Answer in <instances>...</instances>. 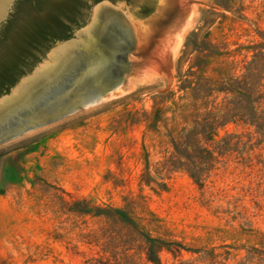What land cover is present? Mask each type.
<instances>
[{
	"label": "rangeland",
	"instance_id": "rangeland-1",
	"mask_svg": "<svg viewBox=\"0 0 264 264\" xmlns=\"http://www.w3.org/2000/svg\"><path fill=\"white\" fill-rule=\"evenodd\" d=\"M22 2L0 45L7 37L18 45L8 30ZM83 2L69 42L93 24L98 4ZM106 6L119 13L127 41L120 38L114 49L96 41L95 60L83 75L70 76L59 94L47 90L38 100L25 98L10 107L7 116L15 117L16 126L0 123L6 126L0 133V264H264L261 166L229 157L202 189L182 171L165 175L162 191L140 181L146 157L153 172L168 154L162 134L142 122L144 113L161 109L171 118L174 103L188 104L179 100L181 78L203 68L217 79L251 60L246 50L238 51L262 41L264 0H129ZM99 31L107 34L105 26ZM58 42L37 54L8 93L49 61ZM212 53L222 56L208 59ZM110 83L119 85L83 104ZM246 131L230 125L220 134ZM153 241L174 254L163 250L159 262L149 261Z\"/></svg>",
	"mask_w": 264,
	"mask_h": 264
},
{
	"label": "trees",
	"instance_id": "trees-1",
	"mask_svg": "<svg viewBox=\"0 0 264 264\" xmlns=\"http://www.w3.org/2000/svg\"><path fill=\"white\" fill-rule=\"evenodd\" d=\"M261 39V42L239 48L238 52L246 50L251 60L237 63L234 72L226 69L219 78L213 79L200 68L197 72L190 71L193 73L187 78H181L178 91L184 95L179 100L188 104L174 103L176 109L171 118L165 117L161 109H155L152 114L144 113L142 122L149 132L162 134L168 154L154 165V175L146 157L142 184L162 191L166 187L164 176L182 171L202 189L219 165L232 156L245 166L257 165L264 169V35ZM216 55L222 56L212 53L208 59ZM18 80L13 79L8 86L1 87L3 78H0V96L8 93ZM181 109L187 110L180 112ZM178 119H182L183 124ZM230 125L244 127L247 131L221 135L220 130ZM104 214L106 216V213H97L98 216ZM163 250L174 254L168 247L153 241L147 251L148 260L159 262L158 255Z\"/></svg>",
	"mask_w": 264,
	"mask_h": 264
},
{
	"label": "flooded vegetation",
	"instance_id": "flooded-vegetation-1",
	"mask_svg": "<svg viewBox=\"0 0 264 264\" xmlns=\"http://www.w3.org/2000/svg\"><path fill=\"white\" fill-rule=\"evenodd\" d=\"M104 1H108L113 5L116 1L128 4L129 0H91L94 4ZM22 3L21 10L16 13L13 26L8 30V36L12 35L18 45L8 44V37L4 38L3 42L1 41L0 78H3L1 87L8 86L13 79L21 78L26 73L28 64L33 63L37 54L42 53L44 48L47 49L49 45L56 41H66L62 40L65 37L70 39L73 31L72 25L78 27L77 19L84 8L83 0H23ZM118 14L116 11L109 10L101 18L103 26L106 27L110 24L112 27L109 33L104 36L109 38L107 43L110 45H108V48L114 49L113 46L119 42L120 38L127 41L124 25L115 17ZM93 37L98 39L100 35ZM94 51L96 53V49ZM104 51L108 53L107 49ZM7 53H11V56L7 57ZM122 58L123 55L119 59ZM85 70L86 68L82 67L80 70L74 71L72 73L73 78L83 75ZM112 71L117 77V70L112 69Z\"/></svg>",
	"mask_w": 264,
	"mask_h": 264
},
{
	"label": "water",
	"instance_id": "water-1",
	"mask_svg": "<svg viewBox=\"0 0 264 264\" xmlns=\"http://www.w3.org/2000/svg\"><path fill=\"white\" fill-rule=\"evenodd\" d=\"M21 1L22 0H0V39L3 37L10 20ZM106 5L113 6L108 1L99 3L96 6L93 14V24L86 30H79L80 33L77 37L79 36L81 38L80 40L72 42H69L70 40L59 41L56 49H54L48 57L49 61L46 64L41 65L33 72V74L25 77L24 80L16 85L10 93L0 96V123L7 121L10 126H16L17 123L15 117L7 116L10 107H19L25 98L38 100L41 95L47 94L48 91L59 94L66 86L64 81H69L71 79L70 76H72L74 71L76 72V70H80L82 67L86 68L89 63L95 60L94 49L97 47L96 41H100L101 39V41H105L106 43L109 40V38L104 37L107 34L104 35L102 32L101 34V30L99 31V28H103L104 26L102 24L103 27L96 25V19L102 18L103 15H106L107 12L111 10L110 8L108 9ZM105 29H107V33H109L112 27L109 24ZM86 32L93 36L99 34L101 35V38L87 37L84 35ZM60 51H64L62 56L60 55L62 54ZM112 74L115 77V73L112 72ZM50 80L52 82H50ZM118 85L119 84L110 83L102 91H92L85 98L83 104L94 103L95 101L100 100L103 96L116 89ZM5 127V125L0 124V133Z\"/></svg>",
	"mask_w": 264,
	"mask_h": 264
},
{
	"label": "bare ground",
	"instance_id": "bare-ground-1",
	"mask_svg": "<svg viewBox=\"0 0 264 264\" xmlns=\"http://www.w3.org/2000/svg\"><path fill=\"white\" fill-rule=\"evenodd\" d=\"M63 52H64V51H63ZM63 52L60 51V53H62V54H60L61 56L63 55ZM119 90H121V89L119 88L117 91H119ZM117 91H116V92H117Z\"/></svg>",
	"mask_w": 264,
	"mask_h": 264
}]
</instances>
